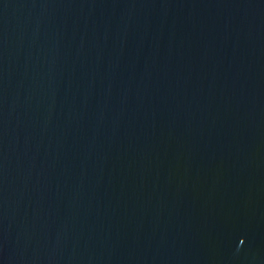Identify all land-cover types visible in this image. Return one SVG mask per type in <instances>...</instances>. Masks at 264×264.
I'll list each match as a JSON object with an SVG mask.
<instances>
[{
  "label": "water",
  "instance_id": "95a60500",
  "mask_svg": "<svg viewBox=\"0 0 264 264\" xmlns=\"http://www.w3.org/2000/svg\"><path fill=\"white\" fill-rule=\"evenodd\" d=\"M0 264H264V0H0Z\"/></svg>",
  "mask_w": 264,
  "mask_h": 264
}]
</instances>
